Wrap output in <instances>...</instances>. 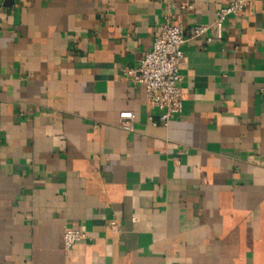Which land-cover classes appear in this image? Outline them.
I'll return each instance as SVG.
<instances>
[{"label":"crops","instance_id":"crops-1","mask_svg":"<svg viewBox=\"0 0 264 264\" xmlns=\"http://www.w3.org/2000/svg\"><path fill=\"white\" fill-rule=\"evenodd\" d=\"M229 1L0 0V264H264V1L208 41ZM166 18L167 125L126 72Z\"/></svg>","mask_w":264,"mask_h":264},{"label":"built area","instance_id":"built-area-1","mask_svg":"<svg viewBox=\"0 0 264 264\" xmlns=\"http://www.w3.org/2000/svg\"><path fill=\"white\" fill-rule=\"evenodd\" d=\"M255 1L257 0H230L220 7L211 25L214 30L213 35L208 36L207 40L221 39L227 17L242 13ZM209 29L210 25H194L190 38L207 35ZM187 40L183 26L174 24L166 18L160 24L154 35L153 45L145 52L140 65L126 70L134 84L144 85L149 106L160 111L154 123L167 125L172 118L183 111V93L179 84L182 80L180 65L184 58L183 45ZM125 115L129 117L131 113L126 112ZM109 223L114 233L121 232L116 218L110 219ZM88 238L90 237L85 231L68 227L64 231L63 244L66 249H70L78 241Z\"/></svg>","mask_w":264,"mask_h":264}]
</instances>
